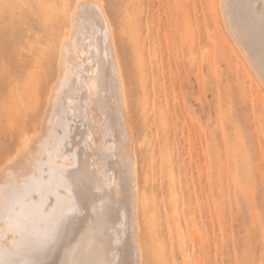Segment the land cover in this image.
I'll return each instance as SVG.
<instances>
[{
    "label": "rangeland",
    "instance_id": "obj_1",
    "mask_svg": "<svg viewBox=\"0 0 264 264\" xmlns=\"http://www.w3.org/2000/svg\"><path fill=\"white\" fill-rule=\"evenodd\" d=\"M103 2L135 107L141 191L153 209L141 217L143 241L159 253L155 264H264V89L231 40L221 1ZM66 3L0 0V161L42 127Z\"/></svg>",
    "mask_w": 264,
    "mask_h": 264
},
{
    "label": "bare ground",
    "instance_id": "obj_2",
    "mask_svg": "<svg viewBox=\"0 0 264 264\" xmlns=\"http://www.w3.org/2000/svg\"><path fill=\"white\" fill-rule=\"evenodd\" d=\"M103 1L67 0L69 26L42 127L22 133V146L0 161V264H146L154 255L143 237V211L153 209L141 191L135 107ZM220 1L231 40L264 89V0ZM191 33L190 49L198 52ZM61 215L56 244L42 247ZM178 222L175 215L181 237Z\"/></svg>",
    "mask_w": 264,
    "mask_h": 264
},
{
    "label": "snow or ice",
    "instance_id": "obj_3",
    "mask_svg": "<svg viewBox=\"0 0 264 264\" xmlns=\"http://www.w3.org/2000/svg\"><path fill=\"white\" fill-rule=\"evenodd\" d=\"M62 223L63 216L61 215V217L54 222L51 230L46 232L45 236L43 237L41 241L42 247L54 246L56 244L59 236V228Z\"/></svg>",
    "mask_w": 264,
    "mask_h": 264
}]
</instances>
